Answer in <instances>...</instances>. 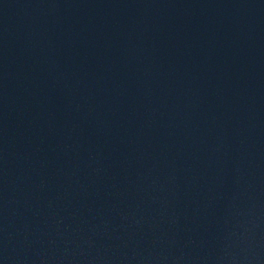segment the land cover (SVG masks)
Segmentation results:
<instances>
[{
    "label": "water",
    "instance_id": "1",
    "mask_svg": "<svg viewBox=\"0 0 264 264\" xmlns=\"http://www.w3.org/2000/svg\"><path fill=\"white\" fill-rule=\"evenodd\" d=\"M0 264H264V0H0Z\"/></svg>",
    "mask_w": 264,
    "mask_h": 264
}]
</instances>
